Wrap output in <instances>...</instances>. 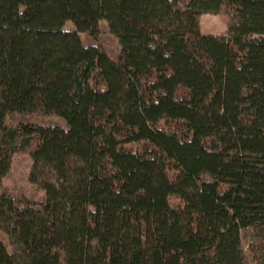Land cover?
<instances>
[{"label":"trees","instance_id":"trees-1","mask_svg":"<svg viewBox=\"0 0 264 264\" xmlns=\"http://www.w3.org/2000/svg\"><path fill=\"white\" fill-rule=\"evenodd\" d=\"M17 153L44 194L0 192V264H264V0H0Z\"/></svg>","mask_w":264,"mask_h":264},{"label":"rangeland","instance_id":"rangeland-1","mask_svg":"<svg viewBox=\"0 0 264 264\" xmlns=\"http://www.w3.org/2000/svg\"><path fill=\"white\" fill-rule=\"evenodd\" d=\"M102 33L98 41L88 37L87 34L81 33V38L86 45L101 44L113 56L119 51V41L110 32L106 21H102ZM228 17L225 15L204 14L201 17V30L206 34L225 35L227 33ZM66 29L73 28L71 22L66 24ZM25 121H33L39 124L59 123L62 120L57 116H43L40 114H28L22 118ZM32 158L30 155L17 153L13 158V166L10 174L3 180H0V192L3 190L12 191L13 193L24 192L29 196L40 197L44 194L43 191L36 190L34 185L29 180V175L32 168ZM0 236L9 243V238L0 231ZM250 241L246 240L248 245Z\"/></svg>","mask_w":264,"mask_h":264}]
</instances>
